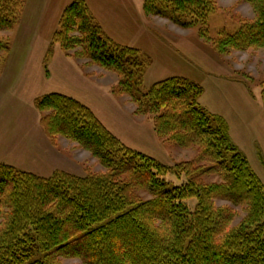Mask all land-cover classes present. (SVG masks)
<instances>
[{"label": "trees", "instance_id": "1", "mask_svg": "<svg viewBox=\"0 0 264 264\" xmlns=\"http://www.w3.org/2000/svg\"><path fill=\"white\" fill-rule=\"evenodd\" d=\"M244 1L254 17L215 38L207 18L216 0H143V10L197 26L219 53L264 49V0ZM23 4L0 0V29L11 27ZM180 15L193 22H181ZM53 41L66 54L81 48L90 62L119 73L112 92L146 105L156 135L194 155L163 165L122 143L79 101L43 95L35 106L46 137L76 143L106 171L42 177L0 163V264H63L60 258L82 264H264V186L232 143L225 119L198 103L201 88L175 76L140 91L145 66L139 51L107 37L84 0L63 9ZM260 96L264 104V82ZM170 173L186 180L172 185L165 180ZM208 175L219 181L206 182ZM216 200L243 207L245 215L232 226L235 210Z\"/></svg>", "mask_w": 264, "mask_h": 264}, {"label": "rangeland", "instance_id": "2", "mask_svg": "<svg viewBox=\"0 0 264 264\" xmlns=\"http://www.w3.org/2000/svg\"><path fill=\"white\" fill-rule=\"evenodd\" d=\"M72 1L24 0L11 27L0 29V163L42 177L55 171L77 176L106 171L76 143L60 136L52 143L46 137L40 125L43 113L35 102L53 92L79 101L122 143L163 165L173 167L191 159L192 149L171 145L156 135L146 105L140 107L130 96L112 92L119 73L90 62L81 48L66 54L53 41L60 14ZM84 1L107 37L139 51L145 66L140 91L175 76L201 88L198 103L225 119L232 143L264 186V104L260 96L264 49L226 48L219 53L198 35L197 26L182 27L168 18L146 14L143 0ZM253 17L251 4L244 0H216L207 18L209 37L215 38L219 31L232 34L240 21ZM179 18L193 22L189 16ZM165 180L179 185L186 178L170 173ZM204 180L209 183L219 178L208 175ZM138 193L150 198L143 191ZM215 205L235 210L232 226L245 215L243 207L227 201L216 200ZM60 260L82 264L78 258Z\"/></svg>", "mask_w": 264, "mask_h": 264}, {"label": "crops", "instance_id": "3", "mask_svg": "<svg viewBox=\"0 0 264 264\" xmlns=\"http://www.w3.org/2000/svg\"><path fill=\"white\" fill-rule=\"evenodd\" d=\"M201 104V103H200ZM216 114V113H215Z\"/></svg>", "mask_w": 264, "mask_h": 264}]
</instances>
